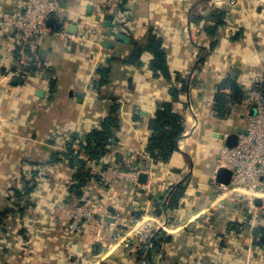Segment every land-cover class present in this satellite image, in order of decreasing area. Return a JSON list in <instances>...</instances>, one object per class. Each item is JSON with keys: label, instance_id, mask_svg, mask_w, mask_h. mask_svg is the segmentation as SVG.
<instances>
[{"label": "crops", "instance_id": "0c3cea01", "mask_svg": "<svg viewBox=\"0 0 264 264\" xmlns=\"http://www.w3.org/2000/svg\"><path fill=\"white\" fill-rule=\"evenodd\" d=\"M22 1L0 0V264H264V240L257 243L254 234L264 219L254 220L231 198L219 207L213 180L226 136L247 129L252 89L225 119L215 116L211 100L232 70H239L246 87L264 73V0H238L234 6L199 1L208 4L197 13L236 11L232 28L245 29V37L233 41L230 28L221 27L220 41L201 65L200 48H209L212 37L204 21L193 20L198 0H62L60 12L49 19L51 31L39 40L37 61L17 74L18 39L4 17L14 18ZM152 28L163 40L172 74L189 75L176 104L185 130L169 162L154 158L146 144L149 118L171 100V83L150 69L149 52L142 63L130 61ZM116 105L118 140L88 168L99 170L133 153L139 183L114 181L103 188L89 180L81 190L100 198L98 214L84 220L73 240L65 228L79 197L70 191L77 167L65 153L71 146L87 160L88 133L101 128ZM182 181L186 191L168 209ZM146 212L166 221L162 233L169 238L140 254L115 236Z\"/></svg>", "mask_w": 264, "mask_h": 264}, {"label": "built area", "instance_id": "2783aa9c", "mask_svg": "<svg viewBox=\"0 0 264 264\" xmlns=\"http://www.w3.org/2000/svg\"><path fill=\"white\" fill-rule=\"evenodd\" d=\"M61 9L62 0H23L22 10L14 18L3 16L5 21L11 20L18 39L20 69L17 74L24 73L25 65L37 61L39 40L51 31L49 19ZM257 80L261 82L263 75H259ZM246 101L252 107L246 114L247 129L238 134L235 146L222 147L218 156L219 166L232 171L231 181L224 184L217 182L215 177L213 180L219 207L224 208L226 200L231 198L242 202L251 217L259 221L264 219V94L260 89H252ZM137 159L133 153L125 154L117 163L92 173L98 176L103 188L122 180L138 184L141 168ZM257 198L261 199V204H257ZM100 201L97 196H89L70 209L65 228L68 237L75 240L82 234L84 220L98 214ZM164 230H167L166 221L146 212L129 229L119 230L115 238L126 246L134 244L139 249L152 248L155 235Z\"/></svg>", "mask_w": 264, "mask_h": 264}, {"label": "trees", "instance_id": "16d2710c", "mask_svg": "<svg viewBox=\"0 0 264 264\" xmlns=\"http://www.w3.org/2000/svg\"><path fill=\"white\" fill-rule=\"evenodd\" d=\"M206 1V0H204ZM261 8V7H260ZM238 12H241V10ZM238 19V14L233 11L221 8H215L214 11L208 17H204L202 14L195 13L193 20L196 22L204 21V29L209 36L212 37V41L209 48H200L201 53L198 55V64H204L208 55L216 48L220 41V29L223 26L230 28V36L233 41L243 39L245 37V29L240 27L238 31L232 28V24ZM144 52H149L152 58L149 63L150 69L156 76H163L168 80L170 85V93L172 95L171 100H166L160 103L156 108L154 114L149 118L148 124L151 130V134L146 144V151L149 152L157 160L169 162L174 154L178 151V142L182 137L185 130L184 118L177 109V102L180 99V95L184 93L188 88V76L178 72L172 74L170 65L168 63V54L163 46L162 38L154 32L152 28L149 31L147 42L144 45L136 44L133 53L130 56V61L141 62V56ZM35 68V67H34ZM26 72V71H24ZM105 73H103L104 75ZM263 80L260 82L255 79L251 87H246L239 82V70L238 72L232 70L224 79H222L216 88L211 100L213 104V112L216 117L225 119L232 114V108L238 103H242L247 97L250 89H260L264 94V73ZM258 77V76H257ZM118 105L114 106L110 114L105 118L103 125L99 129H94L87 135V144L83 147L88 153V158H79L71 146H68V150L65 155L69 159L72 166L77 167L75 178L77 183L70 186V191L77 194V204L83 202L90 195H86V192L82 191V187L89 180L96 179L98 176L92 174V169L88 168V162L91 160H99L110 151L112 143L117 141L116 131L120 128V118L118 117ZM186 191L185 182H180L175 186V189L171 192L169 202L166 205L167 208H173L178 204L180 198ZM22 194H19V197ZM8 209L7 211H9ZM6 211V212H7ZM158 237L154 238V246H158L162 240L168 239L162 231L158 232ZM254 234L256 236L257 243H263L264 237V225L258 224L254 228ZM145 248H140L139 252L142 254Z\"/></svg>", "mask_w": 264, "mask_h": 264}, {"label": "water", "instance_id": "95a60500", "mask_svg": "<svg viewBox=\"0 0 264 264\" xmlns=\"http://www.w3.org/2000/svg\"><path fill=\"white\" fill-rule=\"evenodd\" d=\"M226 143L228 147H233L237 144L239 135L238 133H230L226 136ZM141 176H146V174H141ZM232 171L227 167H220L217 171L216 181L224 184H229L231 181ZM257 204H261V199H256ZM264 240V237H263Z\"/></svg>", "mask_w": 264, "mask_h": 264}, {"label": "rangeland", "instance_id": "374dc122", "mask_svg": "<svg viewBox=\"0 0 264 264\" xmlns=\"http://www.w3.org/2000/svg\"><path fill=\"white\" fill-rule=\"evenodd\" d=\"M199 1L200 0L195 1L194 7H193V9L195 8V12H202L203 11L202 9H204V7L207 8V4L208 3H205V6L203 7V4H199ZM210 1H212V0H210ZM227 2L230 3V4H232L234 6V5H236L238 3V0H225L222 4L220 3V5L227 4ZM209 3L211 4L212 7L213 6H216L214 2H212V3L209 2ZM214 9L215 8H212L211 9V12L214 11Z\"/></svg>", "mask_w": 264, "mask_h": 264}]
</instances>
